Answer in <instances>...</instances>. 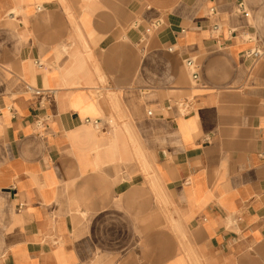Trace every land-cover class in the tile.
<instances>
[{
	"label": "crops",
	"instance_id": "obj_1",
	"mask_svg": "<svg viewBox=\"0 0 264 264\" xmlns=\"http://www.w3.org/2000/svg\"><path fill=\"white\" fill-rule=\"evenodd\" d=\"M186 263L264 264V0H0V264Z\"/></svg>",
	"mask_w": 264,
	"mask_h": 264
},
{
	"label": "built area",
	"instance_id": "obj_2",
	"mask_svg": "<svg viewBox=\"0 0 264 264\" xmlns=\"http://www.w3.org/2000/svg\"><path fill=\"white\" fill-rule=\"evenodd\" d=\"M215 29H218V25L215 26ZM251 55L258 58V57H261L263 55V52L255 50V51L251 52ZM38 64H40V63H38ZM186 65L189 68V70L191 71L193 78L197 79L198 78V72H197L196 62L193 59H188V60H186ZM85 122L92 124L93 126L101 129L100 120L87 118V119H85Z\"/></svg>",
	"mask_w": 264,
	"mask_h": 264
},
{
	"label": "bare ground",
	"instance_id": "obj_3",
	"mask_svg": "<svg viewBox=\"0 0 264 264\" xmlns=\"http://www.w3.org/2000/svg\"><path fill=\"white\" fill-rule=\"evenodd\" d=\"M112 13V12H111ZM187 264V263H186Z\"/></svg>",
	"mask_w": 264,
	"mask_h": 264
}]
</instances>
